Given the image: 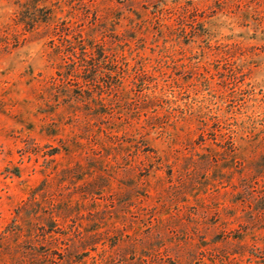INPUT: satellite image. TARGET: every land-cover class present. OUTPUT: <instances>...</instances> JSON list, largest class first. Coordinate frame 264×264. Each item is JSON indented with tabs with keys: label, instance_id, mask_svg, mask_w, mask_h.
Returning <instances> with one entry per match:
<instances>
[{
	"label": "rangeland",
	"instance_id": "374dc122",
	"mask_svg": "<svg viewBox=\"0 0 264 264\" xmlns=\"http://www.w3.org/2000/svg\"><path fill=\"white\" fill-rule=\"evenodd\" d=\"M0 264H264V0H0Z\"/></svg>",
	"mask_w": 264,
	"mask_h": 264
}]
</instances>
